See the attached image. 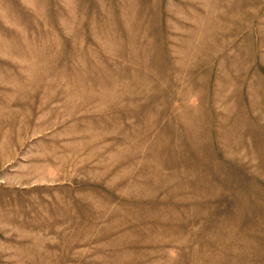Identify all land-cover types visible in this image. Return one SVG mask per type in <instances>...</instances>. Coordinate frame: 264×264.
Returning <instances> with one entry per match:
<instances>
[{"label":"rangeland","instance_id":"374dc122","mask_svg":"<svg viewBox=\"0 0 264 264\" xmlns=\"http://www.w3.org/2000/svg\"><path fill=\"white\" fill-rule=\"evenodd\" d=\"M0 264H264V0H0Z\"/></svg>","mask_w":264,"mask_h":264}]
</instances>
